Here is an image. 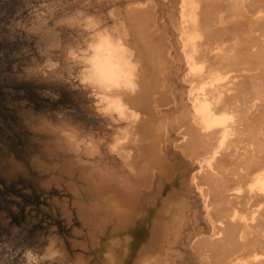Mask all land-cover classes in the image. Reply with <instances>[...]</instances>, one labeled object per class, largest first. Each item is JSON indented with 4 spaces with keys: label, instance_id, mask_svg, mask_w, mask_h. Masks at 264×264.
I'll list each match as a JSON object with an SVG mask.
<instances>
[{
    "label": "bare ground",
    "instance_id": "obj_1",
    "mask_svg": "<svg viewBox=\"0 0 264 264\" xmlns=\"http://www.w3.org/2000/svg\"><path fill=\"white\" fill-rule=\"evenodd\" d=\"M157 1L63 15L78 69L104 30L136 65L133 89L82 83L111 126L103 144L41 124L47 182L65 183L61 209L85 231L71 264H264V0Z\"/></svg>",
    "mask_w": 264,
    "mask_h": 264
},
{
    "label": "rangeland",
    "instance_id": "obj_2",
    "mask_svg": "<svg viewBox=\"0 0 264 264\" xmlns=\"http://www.w3.org/2000/svg\"><path fill=\"white\" fill-rule=\"evenodd\" d=\"M45 1L0 0V264H71L83 249L78 243L85 231L75 210L69 217L61 209L64 200L71 202L70 191L65 183L47 182L46 148L53 138L43 121L62 118L102 144L111 130L78 78L79 64L67 58L75 31L63 16L79 6L106 15L111 0ZM50 237L57 253L48 251ZM85 251L101 263L93 248Z\"/></svg>",
    "mask_w": 264,
    "mask_h": 264
},
{
    "label": "clouds",
    "instance_id": "obj_3",
    "mask_svg": "<svg viewBox=\"0 0 264 264\" xmlns=\"http://www.w3.org/2000/svg\"><path fill=\"white\" fill-rule=\"evenodd\" d=\"M125 51L123 43L107 30L98 32L85 56L80 58L82 66L78 78L81 83L93 90L133 89L136 65L130 57L124 58Z\"/></svg>",
    "mask_w": 264,
    "mask_h": 264
}]
</instances>
